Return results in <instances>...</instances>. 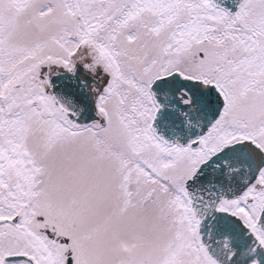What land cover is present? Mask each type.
<instances>
[{"label":"snow or ice","instance_id":"snow-or-ice-1","mask_svg":"<svg viewBox=\"0 0 264 264\" xmlns=\"http://www.w3.org/2000/svg\"><path fill=\"white\" fill-rule=\"evenodd\" d=\"M0 264H264V0H0Z\"/></svg>","mask_w":264,"mask_h":264}]
</instances>
